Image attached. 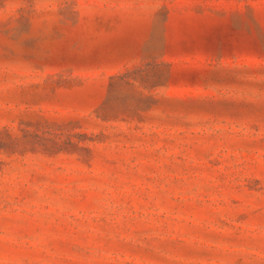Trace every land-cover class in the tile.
<instances>
[{
    "label": "rangeland",
    "instance_id": "rangeland-1",
    "mask_svg": "<svg viewBox=\"0 0 264 264\" xmlns=\"http://www.w3.org/2000/svg\"><path fill=\"white\" fill-rule=\"evenodd\" d=\"M0 264H264V0H0Z\"/></svg>",
    "mask_w": 264,
    "mask_h": 264
}]
</instances>
